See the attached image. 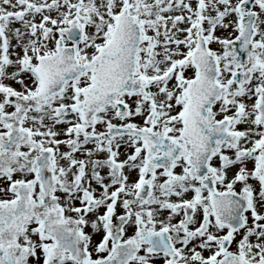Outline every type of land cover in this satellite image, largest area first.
<instances>
[{
	"label": "snow or ice",
	"instance_id": "1",
	"mask_svg": "<svg viewBox=\"0 0 264 264\" xmlns=\"http://www.w3.org/2000/svg\"><path fill=\"white\" fill-rule=\"evenodd\" d=\"M0 264H264V0H0Z\"/></svg>",
	"mask_w": 264,
	"mask_h": 264
}]
</instances>
